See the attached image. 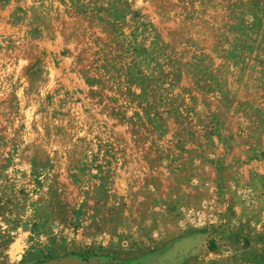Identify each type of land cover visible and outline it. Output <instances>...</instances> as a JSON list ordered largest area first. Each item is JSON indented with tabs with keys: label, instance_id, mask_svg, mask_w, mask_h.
I'll return each instance as SVG.
<instances>
[{
	"label": "rangeland",
	"instance_id": "374dc122",
	"mask_svg": "<svg viewBox=\"0 0 264 264\" xmlns=\"http://www.w3.org/2000/svg\"><path fill=\"white\" fill-rule=\"evenodd\" d=\"M62 259L264 264V0L0 8V264Z\"/></svg>",
	"mask_w": 264,
	"mask_h": 264
},
{
	"label": "trees",
	"instance_id": "16d2710c",
	"mask_svg": "<svg viewBox=\"0 0 264 264\" xmlns=\"http://www.w3.org/2000/svg\"><path fill=\"white\" fill-rule=\"evenodd\" d=\"M9 2L10 0H0V8H4L8 6ZM27 19H28L27 11L23 10L21 7H16L9 16V20H10L9 22L12 26L22 24ZM39 24L40 23L38 18L33 17L29 19L28 26L30 29L28 31V34L32 38H39L41 36ZM209 249L211 251L214 250V245H212V243H209Z\"/></svg>",
	"mask_w": 264,
	"mask_h": 264
},
{
	"label": "water",
	"instance_id": "95a60500",
	"mask_svg": "<svg viewBox=\"0 0 264 264\" xmlns=\"http://www.w3.org/2000/svg\"><path fill=\"white\" fill-rule=\"evenodd\" d=\"M203 237H195L193 239L185 240L181 242L177 247V260H179L181 257L189 253L191 249H193L195 246L202 243ZM48 264H92L89 262H77L73 259H62L57 261H52Z\"/></svg>",
	"mask_w": 264,
	"mask_h": 264
},
{
	"label": "bare ground",
	"instance_id": "6f19581e",
	"mask_svg": "<svg viewBox=\"0 0 264 264\" xmlns=\"http://www.w3.org/2000/svg\"><path fill=\"white\" fill-rule=\"evenodd\" d=\"M201 244V243H200Z\"/></svg>",
	"mask_w": 264,
	"mask_h": 264
}]
</instances>
